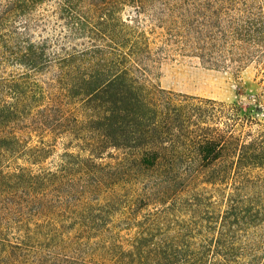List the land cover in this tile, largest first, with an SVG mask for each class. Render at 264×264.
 Returning <instances> with one entry per match:
<instances>
[{
    "label": "trees",
    "instance_id": "16d2710c",
    "mask_svg": "<svg viewBox=\"0 0 264 264\" xmlns=\"http://www.w3.org/2000/svg\"><path fill=\"white\" fill-rule=\"evenodd\" d=\"M162 53L252 65L253 105ZM260 114L264 0H0V264H264Z\"/></svg>",
    "mask_w": 264,
    "mask_h": 264
},
{
    "label": "rangeland",
    "instance_id": "374dc122",
    "mask_svg": "<svg viewBox=\"0 0 264 264\" xmlns=\"http://www.w3.org/2000/svg\"><path fill=\"white\" fill-rule=\"evenodd\" d=\"M129 13L132 14L131 9L124 12V17ZM156 72V82L165 89L226 102L238 101L243 106L253 105V95L260 89L252 65L241 71L237 78L232 72L213 69L196 57L162 53ZM260 118L264 115L260 114Z\"/></svg>",
    "mask_w": 264,
    "mask_h": 264
}]
</instances>
